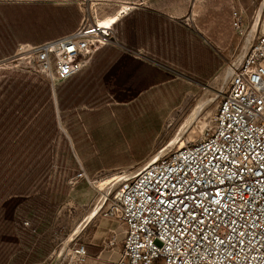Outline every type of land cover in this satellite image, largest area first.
I'll return each instance as SVG.
<instances>
[{
    "label": "rangeland",
    "instance_id": "1",
    "mask_svg": "<svg viewBox=\"0 0 264 264\" xmlns=\"http://www.w3.org/2000/svg\"><path fill=\"white\" fill-rule=\"evenodd\" d=\"M261 2L262 0H0V8L23 4L2 10L3 20L0 18V22L6 25L5 31L10 43H15L19 38L37 40L48 34L53 35L51 39L59 38L73 32L84 18L101 19L113 15L124 4L140 5L138 8L167 14L172 21L174 38L167 42L166 59L156 55L158 52L153 51L157 46L156 42L151 41L153 54L146 55L147 60H144L150 68L168 66L166 80L169 82L154 87L162 79L158 75L149 74L146 76L149 84L138 85L133 92L129 90L123 96L108 94L104 90V83H85L83 77L88 68L71 82L55 87L52 92L48 82L36 74L0 67V173L3 174H0V234L7 232L8 227L2 217L8 216L19 200L26 202V198L19 197L22 189H18L19 178L26 172H12L4 167L11 160L7 154L16 147L20 151V143L24 145L44 139L41 148L37 149L42 155L41 168L29 173V188L26 190L28 201H35L20 206L26 208L23 228L31 235L28 252L36 255L37 261L33 264H114L121 249L122 229L117 221L105 216L104 201L99 205L104 191L99 192L97 184L121 175L119 173L135 171L157 152L177 149L176 145L168 147L173 134H177L178 127L198 101L204 97L218 96L209 88L219 70L241 45L240 38L231 29L232 7L235 10L243 9L242 23L249 25ZM34 4L45 5L51 14L66 16L68 20L72 18L74 22L56 25L57 30L38 28L32 31L19 19L36 22L38 16L42 15V9ZM136 10H127L125 15L130 16ZM261 12L264 20V6ZM129 20L131 25H121L119 28L113 26L114 40L108 48H119L118 29L123 32L125 29L130 30L133 20ZM178 40H181L179 43L182 49L186 44L188 47L190 42L203 43L218 60V69L206 80L195 82L190 71L207 74L214 68V61L211 56L201 53L193 57V67L189 62L182 65L183 63L178 62ZM169 47L172 50L171 56ZM2 59L5 58H0ZM184 67L190 71L184 70ZM223 85L219 87L222 88ZM56 89L63 92V111L58 108ZM217 101L218 98L209 107L208 114L200 117L182 135V142H194L209 127ZM170 120H173L172 125L165 129L170 125ZM38 127L46 130L43 138L36 136ZM61 161L64 162L63 168H59ZM80 172L87 175L89 182L79 180L69 183ZM10 193L13 194L12 197L7 198ZM36 203H43L48 209H36ZM97 205L100 206L99 214L78 236L72 238L75 229ZM2 213L7 215L1 217ZM36 213L39 214V219L35 223ZM36 240L38 242L34 244ZM8 243L12 244L10 241ZM79 246L84 247L88 256L85 262H80L74 256V250ZM12 248L6 250L11 252ZM61 250L62 255L58 258L57 253ZM67 250L73 255H67Z\"/></svg>",
    "mask_w": 264,
    "mask_h": 264
},
{
    "label": "built area",
    "instance_id": "2",
    "mask_svg": "<svg viewBox=\"0 0 264 264\" xmlns=\"http://www.w3.org/2000/svg\"><path fill=\"white\" fill-rule=\"evenodd\" d=\"M243 13L231 9L241 45L219 70L225 83L209 127L104 190L105 216L123 235L114 264H264V32L242 23ZM93 23L84 18L69 34L21 44L0 67L36 74L53 92L113 44L112 29ZM79 180L89 182L80 172L69 183ZM74 256L88 258L83 246Z\"/></svg>",
    "mask_w": 264,
    "mask_h": 264
},
{
    "label": "crops",
    "instance_id": "3",
    "mask_svg": "<svg viewBox=\"0 0 264 264\" xmlns=\"http://www.w3.org/2000/svg\"><path fill=\"white\" fill-rule=\"evenodd\" d=\"M136 9V12L130 16H123L116 24V28H119L121 25H131L129 18L133 20V26L130 30L125 29L123 32L118 29L117 41H119L120 44L119 48L113 49L105 46L93 56L87 67L88 69L86 68L87 71H85V76L83 77L85 83H104V90H106L108 94L123 96L129 90L133 92L138 85L149 84L148 80H146V76L149 74L158 75L162 79L159 83H155L153 85L154 87L165 85L169 82L166 80V77L168 76V66L150 68L144 60H147L145 56L153 54V51L155 53L158 52L156 55L165 57V59L167 58V42L174 39L171 26L172 21L167 14L147 11L141 8ZM132 29L133 31H131ZM179 38H181V36H179ZM151 41L156 42L157 45L154 47L153 51L152 46L150 45ZM190 43L193 44L192 46L195 47L196 50L199 49V45L200 47L205 48L203 43ZM168 50L169 55L171 56V47H169ZM188 52L189 50L184 53L182 51L179 52L178 62L181 64L183 63L182 65L188 63V60H190V54ZM183 69H186L187 71L189 70L187 67H184ZM190 72L195 78L194 81L197 83L206 80V76L209 74ZM135 76H139L140 78L143 77L144 82L141 83L140 81V84L135 83L137 80V77ZM112 90L117 92L112 93ZM129 95L132 94L130 93ZM12 260L13 256L10 257L7 264H11Z\"/></svg>",
    "mask_w": 264,
    "mask_h": 264
},
{
    "label": "trees",
    "instance_id": "4",
    "mask_svg": "<svg viewBox=\"0 0 264 264\" xmlns=\"http://www.w3.org/2000/svg\"><path fill=\"white\" fill-rule=\"evenodd\" d=\"M25 5H27V4H25ZM34 5L39 6L40 9H42V15L38 16L36 22H33L31 19H27V20H20L19 19V21H21L22 24L27 25L28 28H30L32 31H36V29H38V28H40L42 30H45V29L57 30L58 28L57 29L55 28L57 26H60L63 24L68 25V24H72L70 22H74L72 18L70 20H68V18L66 16L59 17L60 15L55 16V14H51L49 12V8L46 7L45 5H37V4H34ZM20 6H23V4L12 5L9 7L0 8V18L2 17V10L3 9H7V8L10 9V8L20 7ZM118 22H119V20L114 25H116ZM5 26L6 25L4 23L2 24L0 22V58H2V57L6 58V57L12 56L14 51H15L14 49H16V47L19 44H24V42H30V43H34L33 45H38V44H41L43 42L49 41L53 37V35L48 34V35H43L42 37H38L37 40L31 41L26 36L29 40H26L25 38H19L15 43H10L9 42L10 38L7 36V31H5V29H6ZM20 34H22L21 31H20ZM51 40H53V39H51ZM179 42L180 41H178L179 48H177V51L181 52L184 50V52H186L187 50H189L188 53L190 54V60H188V62L190 63V65L192 67L194 66L193 57H197L201 53H203L205 56H209V57L211 56L212 60L214 61V65H213L214 68L208 72L209 74L207 73L208 75L206 77H209V75H211L214 71H216L218 69V67H219L218 60L206 48L200 47V45H199V49L196 50V48L192 46L193 44L190 43V45L188 47L186 44V47L184 49H182V46ZM135 77H137V80L135 81V83L140 84V81H141V83L144 82L143 77H141V78L139 76H135ZM75 78H73V79H75ZM73 79L69 80L68 82H66L64 84L71 82ZM62 93H61V89L56 91L58 108L60 111H63V105L61 103ZM40 125H41V122H40ZM54 129H55V124H54ZM54 131L56 132V130H54ZM35 133L37 134L36 136L38 138H40V137L43 138L46 135V130L43 127H41V128L38 127ZM43 143H44V139H41V140L38 139L34 143H26L24 145L20 143V151H17V147H16L15 150L12 149L13 151L10 150L7 154V156H9V159H11V160L9 162H7L8 165H6L4 167H8L9 170L12 172H26L25 175H22V176L19 175L21 177L19 178V184H18V186H19L18 189L19 188L22 189V194L19 197L26 198V200H25L26 202H23V200H19L18 202H21V204H17L18 203L17 202L13 206L12 211L9 212L8 216L2 217L3 215H7L4 213H2V215H1L2 219L5 220L4 221L5 226H8V227L6 230L7 232H3L2 235L0 234V264H7L8 260L10 259V257L12 255H13V260H12L11 264H33V263L37 262L36 261V255H33V254L28 252L31 235H30V233H28L23 228V220H24L25 215H26V211H25L26 208L20 207V206L28 204L29 202L34 203V201H35V200H29L28 201L29 197H28V194H26L27 193L26 190L29 188V185H28L29 184V177H30L29 173L30 172L31 173L36 172L37 170H39L41 168L40 165L42 162V155L39 154V151L37 149L41 148L40 145H42ZM13 157H15V159H13ZM29 161H30V164H29ZM63 167H64V162H62V161L59 162V168H63ZM1 175L3 176V174H1ZM25 183L27 185L24 186ZM24 188H25V190H24ZM4 189H5V187H4ZM0 193H2L1 187H0ZM12 195L13 194L10 193V196L7 198H11ZM14 196H16V195H14ZM36 204H37L36 209H39V208L42 210L48 209L43 203H36ZM51 209H53V208L51 207ZM38 219H39V214L36 213V215L34 217V222L36 223V221ZM33 226H35V225H33ZM8 241L12 242V244H11L12 246L8 243ZM37 242H38V240H36L34 242V244H36ZM9 247H13L11 252H8L6 250Z\"/></svg>",
    "mask_w": 264,
    "mask_h": 264
},
{
    "label": "bare ground",
    "instance_id": "5",
    "mask_svg": "<svg viewBox=\"0 0 264 264\" xmlns=\"http://www.w3.org/2000/svg\"><path fill=\"white\" fill-rule=\"evenodd\" d=\"M264 6V0H262L261 5L259 6V8L257 9V11L254 14L253 20L251 22L252 24V29L253 30H260L262 32H264V20L262 19V9ZM134 7L132 5H128V4H124L122 6V9L120 11H116L115 14L110 15V16H106L104 18L101 19H96L93 18V24H95V26H98L100 29H109L112 28V26L120 19L122 18L123 13L125 14L126 11H131L133 10ZM90 16V15H89ZM92 18V17H90ZM219 80V81H218ZM225 83V73L224 72H219L216 77L215 80H213L212 86L211 88H209V90H213L215 93H219L221 88L219 87L220 85H223ZM217 97H215V95H213L211 98H207L204 97L203 99H201L200 101H198L195 106L190 110V112L187 114V116L184 118L182 124L180 125L179 131H177V134H173L171 140H170V144L168 147L176 145L177 148H181L182 146L185 145L184 141L182 142V135L184 133H186L188 130H190L194 123L197 122L200 117L205 116L208 114V109L209 107L214 104L216 102ZM173 120H170V125L168 127H166L165 129H168L171 125ZM162 152H157L155 154H153L149 160H147V162L143 165L145 166L146 164L150 163L153 164L155 162L158 161V159L160 158ZM122 175H118V176H113L111 178H108L104 181H101L97 184L96 189L99 192H103L107 187H109V185H111L112 182H114V180H118L117 178L123 176ZM104 194H102L101 198H100V204H102V202L104 201ZM100 212V206H96L94 209L90 210L87 217L84 219L83 223L78 226L75 231L73 232V234L71 235V237L73 238L74 236H78L82 230L89 224V222H91ZM70 241H73L70 240ZM63 252V250H61L58 254V258L61 257V253ZM56 254V255H57ZM67 255L71 256L73 255L72 252L70 250H67ZM55 262V261H54Z\"/></svg>",
    "mask_w": 264,
    "mask_h": 264
},
{
    "label": "snow or ice",
    "instance_id": "6",
    "mask_svg": "<svg viewBox=\"0 0 264 264\" xmlns=\"http://www.w3.org/2000/svg\"><path fill=\"white\" fill-rule=\"evenodd\" d=\"M229 127H231V125H229ZM181 183H183V182H181ZM173 187H175V185H173ZM217 195H219V193H217ZM181 203H183V201H181ZM216 203H217V205H219L220 204V201H216ZM205 211H207V209H205Z\"/></svg>",
    "mask_w": 264,
    "mask_h": 264
}]
</instances>
